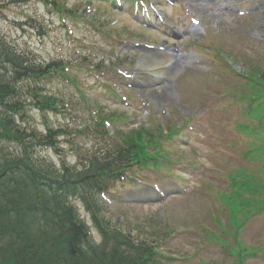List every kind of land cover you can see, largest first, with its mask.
I'll use <instances>...</instances> for the list:
<instances>
[{
  "label": "rangeland",
  "instance_id": "obj_1",
  "mask_svg": "<svg viewBox=\"0 0 264 264\" xmlns=\"http://www.w3.org/2000/svg\"><path fill=\"white\" fill-rule=\"evenodd\" d=\"M20 0H0V35H4L8 41L15 43L21 49L26 47L35 50L36 52L41 51V48H44L49 56H56L59 50L68 49L69 45L76 46V54L78 57L82 55H88L95 62L99 58H102L104 64H109L119 57V67L117 70H121L124 67L132 66L134 62H127V57L123 56V51L128 49V43H120V40L117 41L115 37H123L137 31V25L131 23V18L127 12L123 13H114L113 7L107 4L103 0H63L66 2L67 6L78 3L79 11L85 10L86 15L84 19H78L71 22H68L66 27L72 29L74 32L73 36H69V39L64 37V32L62 26L64 23L61 22L60 18L56 13L50 11L49 8H46V5L38 2L37 0H30L27 3H18ZM206 1L204 6L199 0H178L180 7L182 8V13L178 21L175 23V26L171 29H168L165 33L167 36L173 35V32L178 33L176 39L173 41V45H170L169 48L186 49L184 52L187 56L192 55L199 59L198 61L188 65L179 75L175 74L173 80L166 83L161 89L154 91L157 93L156 97H162L163 107L167 110L165 117H160L154 114L151 122L155 120H165L171 119L174 120L177 115V111L174 107L176 94V85L177 89L182 93H192L195 97L196 102L201 101L199 104L200 109L207 108V115L200 120L199 125L203 122L205 129L196 127L195 132L197 131L200 137L196 140L200 143H208L212 141L213 136L217 137H228L231 135V131L225 128H215L214 125H207L208 122H219L229 124H235L237 126L238 140L235 142V146L241 150L240 154L244 158L259 160L261 163H264V89L262 83L259 82L258 89L256 92H251L247 89V93L244 97L241 94L236 95V100L242 102L239 118L231 121H224L225 114L223 112L218 113V103L213 102V100L202 99L199 96V93L202 89L210 88L213 81L216 80V74H221V71L216 69L214 63L208 59L213 51L204 46V42L208 39L217 41V47L229 48L239 53L241 57L251 63L252 65H259L261 62L264 63V0H255L254 2H249L246 5L240 6V10H247L251 12L248 16H236L234 13H226L223 10L222 6L225 5L226 0H204ZM87 6H90L89 12H87ZM178 8L174 7L168 9L169 15L175 18ZM191 15V19L200 21V25L204 30V34L201 35H190L186 31L190 29L189 20L183 21L187 14ZM224 13L227 14V17L224 16ZM97 19V23H90L87 18L94 15ZM87 16V18H86ZM37 17L39 20H44L45 24L50 28L48 31V36H50L55 42L48 41L47 38L43 40L37 39L35 33H30L29 31H21L17 27L18 21H27ZM92 24L95 27H93ZM66 25V23H65ZM64 25V26H65ZM72 25V27H71ZM75 25L77 27H75ZM103 33V34H102ZM163 37V34L157 33L149 36L150 39H158ZM107 38H110L109 40ZM204 38L205 41L202 43L198 42V39ZM180 44H183L182 46ZM108 46H111L108 49ZM122 51V55H119L117 52ZM129 51V49L127 50ZM219 54L217 55H228L230 57L236 56L231 51L218 50ZM141 53V52H140ZM123 58L125 60H123ZM125 61V62H124ZM115 62V61H114ZM127 62V63H126ZM124 63V64H123ZM82 66L81 72H83V78L91 84L92 88L90 91L93 92L94 96L99 99V102L103 105V108L108 112H113L114 110H119L115 108V105L118 104V101H112L110 97L104 96L99 87L102 86L103 82L111 83L115 82L120 86L123 84V80L117 74L118 72H111L105 70L108 73L106 74H95L92 68V63L89 60L80 63ZM107 67V66H105ZM133 68V67H132ZM231 70V68H229ZM183 77L181 78V76ZM181 78V79H180ZM223 83L235 84L237 85L240 81L236 78H226L222 79ZM218 86H220V81H217ZM248 85V84H247ZM43 86V84H42ZM188 88L186 89V87ZM47 88L54 90L55 80L47 82ZM147 88L144 89V92H141V100L146 101ZM134 90L129 92L130 105L124 107L123 112L139 113V121L143 119L146 121L145 126H148L151 129V124L149 123L148 112L151 113V106L146 107L147 113L142 110L141 112L136 110L142 105H138L136 96L134 95ZM181 94V95H184ZM146 96V97H145ZM241 96V97H240ZM149 101L152 99L149 97ZM156 100V99H155ZM181 105L187 108H196V106L191 103H184L182 97L180 96ZM152 102V101H151ZM155 102V101H154ZM113 106V107H112ZM137 106V107H136ZM144 107V106H143ZM142 107V109H143ZM115 108V109H114ZM81 109L86 111L81 105ZM120 111V110H119ZM30 117L34 118V113L30 112ZM187 115V114H186ZM37 119L40 118L39 114L36 113ZM62 120L61 118H57ZM143 120V121H144ZM221 120V121H220ZM203 131V132H202ZM182 136L178 139L180 140ZM249 140V141H248ZM91 143H84L85 147H91L93 140H89ZM16 146L12 144H2L0 143V149L7 153L14 152ZM65 148V147H63ZM67 149V148H65ZM177 149L170 151V155H165L163 157L166 160L168 156V162L170 164H176L177 157L175 153ZM182 157L186 158V152L180 151ZM196 151H193L192 155L194 160L196 159ZM51 159L56 162L55 157L50 156ZM49 157V158H50ZM67 159L73 163L77 159L76 157L70 155ZM231 161V159H229ZM193 164V163H192ZM160 164H155V169L159 173H165L177 180L175 171L170 170L172 166H166L163 170L159 168ZM237 168V166H234ZM225 171L229 172L228 169ZM131 175L138 179L141 183L152 184L159 183L160 190L165 189L167 192L170 189V186L174 182L167 183V179L161 178L158 174H152L149 169H138L133 168ZM129 174V173H128ZM237 177L240 179L241 183L237 185L236 189H232L229 194H218L214 188L209 190L213 202L214 208L217 210L219 204H223L230 211V214L236 216L238 223H242V226L246 223V218L248 215L257 214L264 212V172H258L253 176V174H247L245 171H241L237 174ZM161 180H159V179ZM203 180V177L201 178ZM233 182L237 180L236 177H232ZM157 181V182H156ZM164 184V185H163ZM153 190L147 188L146 186L138 183L137 181H132V178H129L124 181H119L114 184L112 188V193L110 199L112 200L113 207L110 209V218L113 221H116L119 225H122V229L126 232H130L131 236L136 237V231L138 230L140 236L146 241L150 242L151 240H161L157 235H161L165 231V222L164 219L167 210H171L172 220H175V225L188 227L192 225V220H195L194 228L200 229L201 226L207 225V218L203 213H197L195 216L189 214V196L186 197L184 193L180 197H172L165 201H158V198L153 196ZM189 193V191H188ZM187 193V194H188ZM243 193H248L243 195ZM259 197V198H254ZM191 200V199H190ZM189 200V201H190ZM80 215L88 221V224H91L89 217L86 215L82 208L79 209ZM125 214L126 217L124 223H120L118 219L119 216ZM206 214L210 217L213 215L212 208L209 207ZM214 216V215H213ZM117 217V219H116ZM170 223V218L168 219ZM215 223V222H214ZM217 224V223H215ZM241 226V227H242ZM94 230L93 236L99 242L100 237L97 232ZM249 230H252L256 233L258 242L255 244H245L244 241L240 239H235L234 247L230 248V253L232 256L239 258V254L242 255H254V254H264V215L256 218L251 224ZM178 232H181L178 230ZM186 232V228H184ZM208 231L207 227L205 229V239L219 246L229 247L226 244H222L212 233ZM245 237L255 242L253 234ZM163 250L161 251L162 255H169L170 259L161 260V264H190L186 262V256L183 254L184 249L193 247L199 248L203 251L205 258L211 259L214 263L217 264H233L235 261L230 256H226L224 252L217 251L216 249L210 247H202L198 241H190L186 239V236L176 235L175 238L169 239L166 238L163 242ZM172 248L173 252H169V249ZM245 264H264V260L260 257H255L249 259Z\"/></svg>",
  "mask_w": 264,
  "mask_h": 264
},
{
  "label": "trees",
  "instance_id": "obj_2",
  "mask_svg": "<svg viewBox=\"0 0 264 264\" xmlns=\"http://www.w3.org/2000/svg\"><path fill=\"white\" fill-rule=\"evenodd\" d=\"M53 7L60 11L54 1ZM13 47L0 35V139L22 147L16 157L0 153V243L5 245L0 264H148L152 248L108 227L98 196L127 169L142 164L147 143L120 135L110 152L85 158L81 167L61 163L56 169L35 159L34 147L55 151L57 138L66 131L47 128L38 134L33 128L15 126L12 115L25 106L41 111H57V106L63 109L56 94H45L47 89L33 82L51 76L68 81L70 77L64 74L60 61L36 62ZM74 200L101 233L99 245L91 244L89 229L72 204Z\"/></svg>",
  "mask_w": 264,
  "mask_h": 264
},
{
  "label": "bare ground",
  "instance_id": "obj_3",
  "mask_svg": "<svg viewBox=\"0 0 264 264\" xmlns=\"http://www.w3.org/2000/svg\"><path fill=\"white\" fill-rule=\"evenodd\" d=\"M174 59H176L175 63L173 64L174 69H170V70H172L171 71V73H172L175 70H176L175 72H177L183 66V62L180 61L181 58H176V55H174L172 59H169L167 57V55H163L159 59H153V58L148 57L147 63L150 64L148 67L154 68V69L157 68L158 71H160V69L162 68V71L166 73L167 70H169V68H166L165 66L167 65V63H169L171 60H174ZM138 67H140V64L138 65ZM174 75H175V73L170 75V77L168 79L171 80L174 77ZM4 248H5V245L0 243V252H2ZM50 263L52 264V262H50Z\"/></svg>",
  "mask_w": 264,
  "mask_h": 264
}]
</instances>
